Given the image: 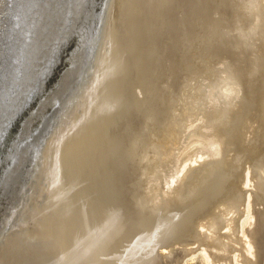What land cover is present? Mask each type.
<instances>
[{"label":"bare ground","instance_id":"6f19581e","mask_svg":"<svg viewBox=\"0 0 264 264\" xmlns=\"http://www.w3.org/2000/svg\"><path fill=\"white\" fill-rule=\"evenodd\" d=\"M157 1L0 0V223L2 222L3 216H5V212L15 208V204L21 199L22 194L26 193V191L31 192L32 188L35 189L33 191V194H37H35L37 197L35 195L30 196L32 198L29 199L27 205L25 206V211L22 212L16 219H14V225L21 226L22 228H20L19 230L16 229V231L14 230L12 233H10V235L6 234L4 237H2L0 241V264H108L109 262L113 264V262L118 259L117 257H115L116 253H113L112 250H114L113 248H115L116 243H120V241L122 242V240L118 238H122V235H119V233L118 236L116 233H114V236H118L115 238H118L120 240L116 243H114L115 241L112 242L115 246H112L113 248L110 249L111 243L106 241V235L107 233H110V229H108L107 233L106 230L110 226L107 225V227H105L106 225L103 226L101 224L102 222H100V219L104 220L103 218L106 217V214H103L104 217L99 216V212L101 211V213H103L102 210L105 209L104 207H102V210H100V205L103 203L102 205L106 206L109 205V202H111L108 200L110 194H108L107 191L109 182H113V180L109 177L110 173L108 172V165L111 169L113 168L114 162L112 160L114 151H112L110 147L108 132L112 126L116 125V123L118 124V119L122 117L126 119L125 115L129 111V109L132 108V106L129 104H131V102L134 104L133 101L134 99H136L135 92L128 91V88L130 86H126V78H129L128 74L126 77V72L131 68H137L138 65L142 67L141 68L139 66V71L143 69V67H145V70L148 69V66L151 65L149 60L150 55L153 56L154 54V56L157 57L156 54L160 53V49H158L159 47H157V45L155 46V38H153V35H155L154 33L157 32L158 23L160 21V12H158L159 10L156 9V4L158 3ZM211 1H215L214 6L217 5V7H219L218 5L222 3L220 2V0ZM251 1V3L249 2L250 5L244 2L245 4H247L245 9H247L248 6V9H252L255 7V5L253 4L255 3V0ZM155 2L157 3L155 4ZM167 2L168 3L166 4H171L170 6H177L176 8L179 7L178 9H183L187 15L195 14V17L196 15L199 17H203L204 12L209 8L207 7L209 3L204 4L207 3V0H200L199 2H197L196 0H167ZM161 3L162 2H160V4ZM163 6H165V4ZM170 6L168 7L169 11ZM165 8L166 7H162L163 11ZM213 10L215 11L216 9ZM180 11L178 10L177 14ZM262 11L264 12V10ZM248 15L251 14L248 13ZM259 15H262V13ZM251 16H253V14ZM257 16H254L253 19H257ZM168 18H170V22L168 23L169 32L171 34V39L173 40L176 38L175 35L177 34V29L179 28H177L175 25V17H173V15H170ZM168 18H166L167 20L165 18L163 19L168 21ZM178 19L180 20L181 17ZM246 19L245 21L248 22V20ZM175 20L177 19L175 18ZM262 20L263 27L258 23L259 20L255 22L251 21L253 23L249 22L247 31L244 34V36L246 37V41H248V38H251V34L256 30V28H263V31L261 29L260 30L261 32H264V19L262 18ZM167 26H165L166 29H168ZM199 26L202 27L203 25ZM181 28H183V25ZM174 33L176 34L174 35ZM167 34L168 32L166 33V35ZM202 34L204 33L202 32ZM261 35L264 36V33H261ZM203 36L205 38V35ZM198 37L193 39L194 41L196 40L195 45L197 51L200 48V50H202V47L204 46L203 39L201 40ZM255 37L257 38V36ZM185 40H188V38ZM185 40L183 42H185ZM193 40L189 42V45L194 44ZM242 40V36H239V39H237V41H239L238 44L241 48H243ZM261 40L262 39H260V41ZM174 42L175 41H173V43L171 44L168 43L170 44L169 48L166 49L168 50V53H165L164 55L171 54V56H169L172 57V67L175 71L180 70V73L178 71L177 72L181 75H179L180 79L178 77H176V80L172 78L174 81L171 82V85L168 87L169 89L166 91L167 96L162 98L164 100H162L158 107L159 109L153 115L154 119H156L155 125L152 129H150L147 139L145 138V144H142L143 150L146 153L150 152L152 156V163L150 164V169L152 170L150 171L152 172V174L151 176L149 175V180L146 179L147 181L145 182V191L151 198L160 189L159 185L165 179L167 186L164 188L161 194L165 199L164 201L166 203L170 202L171 207L174 208L178 207V205L180 204H184L185 206L182 209V214H187L189 210L194 209L203 201L202 196H204L205 193H213V196L211 194V198L215 197V195L216 197H218L217 194L219 193V191H221L219 189L222 186L224 187V185L226 188V185H228V181L224 180L223 177L225 176L223 175L228 168L230 170L229 166L232 165L231 171H229L230 176V172L234 174L238 173L240 167L239 165L242 166V164H240L242 161L247 162L245 164H248V162L252 163L254 165L253 168L255 169L258 164H263L264 142L262 141L264 140L262 139L264 138L262 132L264 130H260L262 135H259L262 137L258 138V132H255V128L253 127L254 130L253 128L249 129L251 127L248 128V125L246 124H250L248 115H251L252 112L250 114L249 112L252 110L254 116L258 120H261L259 119L260 116L261 118H264L262 117V114L264 112L260 111H264V87L262 85L264 83V79L259 78L263 80L262 82L259 81L261 83H259L258 81L254 83L256 79L254 81L252 80V82H249L248 90L246 89L247 91H249V95L247 94L245 97V93L243 94V92L247 91H242L243 86L241 89L238 86L239 84L237 85V83L242 80L241 74H239L241 76V80L237 83H234L235 80L237 81V79H234V74H232L234 77L230 78L231 74H227V72L226 76L228 78H225V75H221V78H218L219 81L214 80V73L209 72L211 70L207 69V61L205 60L203 55L204 49L202 52H198V54L195 56V63H191L189 65V68H186L185 65L189 64L190 56H188L189 54L187 53L185 55L183 54V58L181 57L182 61H177L180 59L176 60V58L174 57L175 51L177 49L174 45ZM260 43L256 49V51L258 52V55H256V57L259 61L255 57L254 58L258 63L261 61V65L263 67L262 70L264 72V41H261ZM178 46L180 47V45ZM187 47H185L184 49H186ZM189 47L191 48L192 46ZM181 49L184 50L183 48H180V50ZM239 51L241 53L244 50ZM177 53L179 54L180 52L178 51ZM216 53H218V51ZM161 55L163 56V53ZM161 55L159 54V57ZM217 56L215 58H218ZM159 57L158 60H161L159 59ZM156 59L155 61H158ZM216 60L217 59H215V61ZM254 63L256 62H253V64ZM251 66H249V69L251 68ZM254 66L255 65L252 66V69L254 68ZM259 68L261 69L260 66ZM173 69L169 71H173ZM256 69L257 67L254 68V71H256ZM187 70H189V72ZM245 70H247L246 66L244 72ZM251 70H249V73H252L250 72ZM141 71L143 72V70ZM257 72L253 73L256 74ZM189 73H191V75L193 74V76H191ZM229 73L235 72L229 71ZM259 73H261V70ZM143 74L144 73H142V75ZM148 75H150V73ZM151 75L153 76L154 74ZM245 75H248V73ZM222 76L225 77L222 78ZM156 77L154 76V78ZM211 77H213L214 81L211 79ZM255 77L257 76L255 75ZM132 79L133 78H131V80ZM243 79L245 80V78ZM167 81L169 80L167 79ZM134 83H136V81H134ZM156 83L158 82L156 81ZM151 86L153 91L154 89H158L161 87L160 85L158 88H153V85ZM126 87L128 88L125 90ZM138 87L139 85L135 86V88ZM162 88L163 87H161V89ZM164 88L167 87L164 86ZM129 89L131 90V88ZM162 92L163 91L160 92L161 95L163 94ZM85 102L86 106H83ZM128 105L131 107H128ZM210 112L216 118L218 115V118L220 117L221 120L225 119L226 121L224 125H222V123L219 124L213 121L215 124L213 127H211V125L213 124H209V120L213 116L210 115ZM64 113L65 119L62 121V124L56 127V129L51 133L49 139L46 141L47 136L54 128L57 120ZM208 115L212 117H209ZM205 119H209L208 124L211 128L209 130L203 128L205 129V131H202L200 126L204 125V123L202 124V122ZM212 120L214 119L212 118ZM250 120H253L251 116ZM258 120H254V122L252 121L253 123L257 124V127L259 126L260 122H258ZM204 122L206 123L207 121L205 120ZM252 124L250 125H255ZM205 125H207V123ZM198 128L200 129V132ZM261 128H263V126ZM193 130L196 131V134L194 136H191L189 133ZM256 130H258V128H256ZM190 137H192L193 139H190ZM260 142H262L263 144ZM261 144L263 145V147ZM227 147L230 150L233 148L237 151V157L234 158L235 160L233 159V162L232 159H229V162L227 161V155V160L224 159L225 157L223 155V150ZM41 158L43 159L39 161V159ZM262 164H260V166ZM247 166H245V168ZM260 166H258V168H260ZM261 167L262 169H258L262 170L261 172L254 169V172H256V174L261 177L259 178L257 176L260 179L259 180L257 178L259 181H261L263 179L262 177L264 176V164ZM253 168H250V171H253ZM53 169V179L51 180L50 178L48 182L42 184L39 178L40 175L48 170L53 171ZM119 169L121 171L122 166ZM241 173L239 172L240 175ZM131 174L133 176L134 172H132ZM245 174L246 173H243L242 175ZM256 174L255 176H253L254 173L252 174V176L254 177V181L257 180L255 179ZM136 175L137 173H135V176ZM227 176L228 174L226 175V178L229 179V177ZM232 176L235 175L232 174ZM249 176H251L250 173L247 179L251 178ZM32 178H34L35 180L31 184H29ZM126 178L124 180H127ZM129 178L131 179V177ZM122 179L117 178L118 182L115 183H121ZM247 179L243 181V186L246 187L250 184V187L253 184V181L250 182L249 179ZM124 180L123 183H121L123 184V188L125 186L124 184L129 183L128 180L127 183ZM96 182L98 183L97 185H99L98 187L101 188L97 189ZM258 182L255 181L254 186ZM228 183H230V181ZM240 183L238 182V185ZM116 184L114 185V187L117 186ZM259 184L262 183L260 182ZM236 185L237 184L235 183V186ZM120 186L121 185H119V187ZM229 186L232 187L230 184ZM114 187L113 189L116 190L117 188L118 190V186L115 188ZM233 188L234 187H232V189ZM227 191L231 192V190L229 191V189ZM227 191L225 189L226 193ZM118 192L120 191L118 190ZM125 193L126 192H124V194ZM224 193H222V195H224ZM122 194L123 193L117 195L118 198ZM231 194L235 195L236 193ZM117 196L116 200L118 199ZM127 196H129V193ZM227 196L225 198H227V201H229ZM245 196L246 195H244L243 197ZM223 197L224 196H222V198ZM33 198H35V200L37 199V201H34ZM110 198L112 199V197ZM127 198L125 199L127 200ZM182 198L185 200L183 202H180L181 200H183ZM38 200L40 201V204H37ZM123 200V198L122 200H120L121 205L127 206L129 201H127L126 204ZM218 200L219 197L216 201ZM130 201H132V199ZM222 202L226 201H224L223 199ZM203 203L205 204V202ZM111 206L113 207V205ZM118 206L115 205V207ZM216 206H214L215 209ZM96 211H99V214H97ZM115 211H118L117 208ZM122 212L123 211H121V213ZM160 215H146L145 217L148 219L147 221L149 222L147 223L149 224H151L156 219L158 222L159 220L164 222L165 225H160L162 222H159L160 224H158L160 225V227L162 226L163 231L165 232L164 234L166 236L177 233L176 226L180 223L183 228L188 226L185 221L186 217L183 215H180L178 217H170L167 214ZM22 216L24 217L22 218ZM256 217L261 218L260 215ZM135 218L136 217H134V219ZM128 219L129 218H127L126 220L130 222ZM134 219L130 217V220H133L135 222ZM110 220L105 224H110L112 221ZM138 222H140V220ZM234 222L232 220V223ZM21 223L23 225H20ZM115 223L116 222H114L113 224ZM118 223L119 222H117L116 224L118 225ZM232 223L230 224L232 225ZM257 223L255 224L256 226ZM262 223L263 222L260 223L259 221V225ZM113 224L110 225L113 226ZM122 224L121 226L122 228H124ZM158 224L156 225L158 226ZM235 224L237 225V222ZM117 225H114L115 228L119 226ZM199 225H201L200 222ZM125 226L130 228L132 224L130 227L127 224ZM240 228L242 227L240 226ZM253 228H255V226L252 227V229ZM125 229L127 228L125 227ZM114 230L113 231L117 233L119 231H117V228ZM215 230V228L214 230L212 228L211 231L215 232ZM139 231L140 230H138L137 233H139ZM126 232L128 231L125 230V233ZM158 232H160L159 234H161V231ZM214 232H211V234ZM111 234L112 232L108 236H110L109 239L111 240L112 238L111 241H113V237H111ZM130 234L129 239H131ZM214 234H212L211 236H214ZM251 234L255 235L256 232H251ZM135 235H137L136 231ZM154 235L157 234L154 233ZM154 235L152 237L155 239L156 237ZM173 235L170 236L172 237V240L173 238H175L173 237ZM215 235L218 236V234ZM217 236H215L214 238L216 239ZM125 237L127 236L125 235ZM146 237L138 240L139 243L140 241H144V244L145 241H147L145 240ZM194 237L196 238V236ZM233 237H231V239L234 240ZM178 238L179 237H177V239ZM191 238L193 239L192 236ZM204 238L207 239L208 237ZM209 238L212 239V241L214 239L212 237ZM219 238H221V236ZM254 238L255 236H253V241ZM109 239L108 241H110ZM162 239H165L164 241H168V239H166L165 237ZM225 239H228L227 234ZM126 240L127 239H125V241ZM164 241H162L163 248L165 247ZM196 241L197 240H195V242ZM199 241L201 242V239ZM208 241L207 244H209ZM212 241L210 240L209 242L212 243ZM237 241L239 242L238 237ZM250 241L252 242V239ZM128 242H132V240H129ZM128 242L124 243L127 244ZM147 242L146 244H148ZM151 242L149 241V243ZM155 242L153 241L152 244H154ZM211 243L209 244L210 246L208 245L209 247H212ZM216 243L219 244V242ZM228 243H226V245ZM120 244H118V246ZM125 244L122 245L125 246ZM165 244L167 246V243ZM229 244L231 245V243ZM226 245H223L222 247L216 246L213 249L222 250L223 252L226 251L229 246ZM239 245L243 246L242 243H239ZM239 245L237 248H239ZM135 246L138 252V250L140 249L138 248L137 243H135ZM168 246L170 247L169 241ZM249 246V244H246L243 247L248 251V249L251 247ZM118 248H122L121 245ZM143 248H145V246ZM117 249H115L116 252L118 251ZM136 249L131 250V253H136ZM120 251L121 250L119 249V252ZM124 252L125 251L122 249V253H120V255L122 254V256L117 254V256H120V260H122L121 258H125L123 257L126 256V254H123ZM184 253L186 254V252ZM184 253L180 254L176 253L175 251L173 257H170L171 264H181ZM224 253L223 255H225ZM228 255H225L226 258H224V256L215 258V262H217L216 264H230L232 262V257L231 259H228ZM149 256H147V258ZM149 259L150 258L146 260ZM152 260L154 261V259L151 257L150 261L152 262ZM164 261H168V259ZM117 262L120 261L118 260ZM142 262L146 264L145 261ZM235 262H237L236 259ZM244 262L246 263L247 261L243 260L242 263L244 264ZM139 263L142 264L141 261H139ZM158 263L162 264V261L160 260V262ZM147 264L152 263L149 262ZM249 264L253 263L249 261Z\"/></svg>","mask_w":264,"mask_h":264},{"label":"rangeland","instance_id":"374dc122","mask_svg":"<svg viewBox=\"0 0 264 264\" xmlns=\"http://www.w3.org/2000/svg\"><path fill=\"white\" fill-rule=\"evenodd\" d=\"M155 1H157V0H155ZM197 2H199L200 0H196ZM211 2V4H210V2ZM248 1V0H247ZM247 1H245V0H220V2H222L221 4H219L218 6L219 7H217V5H215L214 6V4H215V1H211V0H207V3H204V4H208L207 5V7H209L208 8V10H206L205 12H204V15H203V17H199V16H197L196 15V17H195V14H186L185 13V11L183 10V9H178V8H176L177 6H170L171 4H166V3H168L167 2V0H165V3H164V0H158L157 2L159 3V6H158V3L157 2H155V4H156V9L157 10H159L158 12H160V16H159V23H158V29H157V32L156 33H154L155 35H153V38H155V46L157 45V47H159L158 49H160V55L163 53V56H162V58H161V56L159 57V54H156L157 55V57L156 56H154V54H153V56L152 55H150V64L151 65H149L148 66V69H146L145 70V67H143V69H141V70H143V72L140 70L139 71V68L141 67L140 65H138V67L137 68H131L130 70H128L129 71V73H128V71L126 72V77H127V74H128V76H129V78L127 79L126 78V83H127V85L126 86H130L129 88H131V90L128 88V87H126L125 88V90L128 88V91H130V92H135V95H136V99H134V104L131 102V104H129V105H131L132 106V108L131 109H129V111H128V109H127V116L125 115V118L126 119H124L123 117L122 118H120V119H118V121L120 122H118V124L116 123V125H114V126H112L111 128H110V130H109V141H110V147H111V149H112V151H114V156H113V162H114V164H113V168L111 169L110 167H109V165H108V172L110 173L109 174V177L113 180V182H109V184H108V194H110L109 195V201H111V202H109V205H106V203H105V205L107 206H103L102 204L100 205V210H102V207H104L103 209L104 210H102V212L103 213H101V211L99 212V211H96V213L97 214H99L100 213V215L99 216H102V217H104L103 216V214L106 216L105 218H103L104 220H101L100 218V222H102L101 224L104 226V225H106L105 227H107V225L108 226H110L109 228H107V230H106V233L108 232V229H110V233L112 232V234H111V237H113V241H111L112 240V238H111V240L109 239L110 238V236H108L109 234L107 233V237H106V241L107 242H109V243H111V248L110 249H112L113 247L112 246H115V248H113L114 250L115 249H117L118 247H120V245H121V247L122 248H118L117 250V252H119V249L121 250L119 253H117L116 252V250L114 251V250H112V252L113 253H116V255H115V257H117L118 259L116 260V261H114L113 262V264L114 263H116V264H122L123 262V264H132V263H134V264H140L139 263V261H141V263L142 264H145L144 262H142V261H145L146 262V264L147 263H152V264H155V261H156V264H159L158 262H160V260L162 261V264H171V259H170V257L172 258L173 257V254L175 253V251H176V253H184V252H186V254L184 253V256L182 257V263L181 264H216L217 262H215V258H217V257H223L224 256V258H226L225 257V255H228V252H229V255H228V259H231V257H232V259H231V263L230 264H243L242 262H243V260L244 261H247L246 263L244 262V264H249V261L251 262V263H255V264H264V249H262V248H264V176L262 177L263 179L261 180V181H259L260 179L259 178H261V177H259L257 174H256V172H254V169L255 168H253L254 167V165L252 164V163H250V162H248V164H245V163H247V162H245V161H242L240 164H242V166L241 165H239L240 167H242V168H240L239 167V171H238V173H236V174H234V173H231L230 172V176H229V171H231V166H229L230 167V170H229V168L227 169V171H225L224 172V175L223 176H225V177H223L224 178V180H226V181H230V183H228L227 182V184L228 185H226V188H225V185H224V187L222 186L219 190H221V191H219V193L217 194L218 195V197H219V203H218V201H216L217 199H218V197H216V195H215V197H213V198H211L212 196H213V193H210V192H207V193H205L204 194V196H205V198H204V196H202V198H200V199H202L203 201L200 203V204H198L194 209H192V210H189L188 211V213L186 214H182V209H183V207L185 206L184 204H180V205H178V207H176V208H174V207H171V204H170V202L168 203H166L164 200V197L161 195L162 194V191L164 190V188L167 186V184H166V180L164 179L163 180V182L159 185L160 186V189L155 193V195L154 196H152L151 198L147 195V193H146V189H145V185H146V179H148L149 180V175L151 176V174H152V170L150 169L151 167H150V164L152 163V156H151V154H150V152H148V153H146L144 150H143V145L142 144H145V138L147 139V136H148V133H149V131H150V129H152L153 128V126L155 125V120L156 119H154V114L157 112V110L159 109L158 107H159V105H160V103L162 102V100H164V99H162V98H164V97H166L167 96V93H166V91L169 89L168 87L171 85V82H173L174 80L173 79H175L176 80V77H178L179 79H180V76L179 75H181V74H179L180 72V70L178 71V70H174L173 69V67H172V57H170L171 56V54H166V55H164L165 53H168V50H166V49H168L169 48V46H170V44L171 43H173V41H175L174 42V45L176 46V51H175V58H176V60L177 59H180V60H177V61H182V58H183V56L187 53V54H189L188 56H190L189 57V64L187 65H185V67L187 68H189V65L192 63H195V61H196V55L198 54V52H202L203 51V49H204V52H203V55H204V58H205V60L207 61V69L208 70H211V71H209V72H213L214 73V80H218L219 81V79L221 78V75H225L226 76V72H227V74H231L230 76V78H232V77H234V79H237V81L235 80L234 81V83H237V82H239L241 79V76H242V83L244 84H242L241 83V81L239 82V83H237V85L242 89V86H243V89H242V91H247L248 90V85H249V82H252V80L254 81L255 79V81H254V83L256 82V81H263V80H261V79H259V78H262V79H264L263 77H264V72H263V70H262V65H261V61L258 63L257 61H256V59L258 60V58L256 57V55H258L257 53V51H256V49H257V47H258V45H259V43L262 41H264V36L263 35H261V33L263 34L264 32H261V30L263 31V28L261 29L260 27H258V28H256V30L254 31V32H252V34H251V38H248V41H246V37L244 36V34H245V32L247 31V28H248V26H249V22H251V21H253V22H255V21H258V23L260 24V26H262V18L264 19V12L262 11V10H264V0H255V3H253L254 5H255V7L254 8H249L248 9V7H247V9H245L246 8V5L247 4H249L250 5V3L252 2L251 0H249L248 2ZM260 1V2H259ZM160 2H162L161 4H160ZM204 2V1H203ZM214 2V3H213ZM247 3V4H245V3ZM250 2V3H249ZM254 2V1H253ZM165 4V6H163L164 4ZM261 3V4H260ZM170 6V11H169V7ZM220 6H222V7H220ZM161 7V8H160ZM162 7L164 8V7H166L165 9H164V11H163V9H162ZM215 7V8H214ZM172 8V9H171ZM216 9L215 11L213 10V9ZM220 8V9H219ZM207 9V8H206ZM168 10V11H167ZM180 11V12H178V14H177V11ZM176 11V12H175ZM163 12V13H162ZM170 12H172V13H170ZM250 12H252V13H250ZM161 13H162V15H161ZM166 13H168V14H166ZM179 13H181V14H179ZM183 13V14H182ZM206 13H207V15H206ZM248 13L249 14H253V16H251V15H248ZM262 13V15H259V14H261ZM173 15V17H175L177 20H175V18H174V22H175V25H176V27L177 28H179V29H177V34L176 33H174V35L176 36V38L175 39H171V34H170V32H169V22H170V18H168L170 15ZM167 17H166V16ZM179 15H180V17H181V19L179 20L178 18H180L179 17ZM187 15V16H186ZM190 15H194V16H190ZM257 15H259V16H257ZM177 16V17H176ZM205 16V17H204ZM250 16V17H249ZM254 16H257L256 18L257 19H253L254 18ZM185 19H184V18ZM163 18H168V21H166L165 19H163ZM203 18V19H202ZM246 18H248V19H246ZM261 18V19H260ZM189 19V20H188ZM205 19V20H204ZM245 19L246 20H248V22L247 21H245ZM252 19V20H251ZM167 22H165V21ZM187 20V21H186ZM204 20V21H203ZM178 21V22H177ZM178 24H177V23ZM180 22H182V23H180ZM190 24H189V23ZM253 22H251V23H253ZM166 23V24H165ZM205 23V24H204ZM217 24V25H215V24ZM167 24H168V26H167ZM189 26H188V25ZM214 24V25H213ZM164 25V26H163ZM181 25V26H180ZM182 25H183V28H181L182 27ZM199 25H203L202 27H200ZM264 25V24H263ZM161 26V27H160ZM163 26V27H162ZM165 26H167V28L168 29H166V27ZM165 27V28H164ZM185 27V28H184ZM263 27V26H262ZM160 28V29H159ZM163 28V29H162ZM199 28V29H198ZM203 28V29H202ZM261 29V30H260ZM159 30V31H158ZM183 30V31H182ZM189 30V31H188ZM199 30H201L204 34H202V32L201 31H198ZM259 30V31H258ZM181 31H182V33H181ZM185 31V32H184ZM197 31V32H196ZM206 31V32H205ZM161 34H160V33ZM168 32V34L166 35V33ZM179 32V33H178ZM259 34H258V33ZM261 32V33H260ZM159 33V34H158ZM187 33V34H186ZM186 34V35H185ZM208 34V35H207ZM169 35V36H168ZM187 35H188V37H187ZM191 35V36H190ZM203 35H205V38H204V36ZM168 36V37H167ZM199 36V37H198ZM239 36L241 37H243V40H242V46H243V48H241L240 46H239V41H237V39H239ZM255 36H257V38L255 37ZM258 36H259V38L260 39H262L261 41H260V39L258 38ZM263 36V37H262ZM186 37V38H185ZM196 37H198V38H200L201 40L203 39V44H204V48L202 47V50H196V45H195V41L193 40L194 38H196ZM262 37V38H261ZM161 38V39H160ZM185 39H187L188 38V40H185V42H183ZM191 39V40H190ZM255 39H257V40H255ZM259 39V40H258ZM165 40V41H164ZM172 41V42H170V41ZM180 40H181V43H180ZM193 40V43L194 44H192V42H191V44L192 45H189V42L190 41H192ZM178 42V43H177ZM168 43H170V44H168ZM177 43V44H176ZM180 43V44H179ZM185 43V44H184ZM160 44V45H159ZM168 44V45H167ZM183 44V45H182ZM188 44V45H187ZM261 44V43H260ZM178 45H180V47L178 46ZM181 45H182V47H181ZM185 45V46H184ZM163 46V47H162ZM184 46V47H183ZM188 46V47H187ZM189 46H192L191 48L189 47ZM240 48H239V47ZM185 47H187L186 49H184ZM165 48V49H164ZM179 48V49H178ZM180 48H183L184 50H180ZM189 48V49H188ZM163 49V50H162ZM191 49V50H190ZM180 52L179 54L177 53L178 51ZM186 50V51H185ZM188 50V51H187ZM189 50H190V53H189ZM239 50H244L243 52L245 53H243V52H241L240 53V51ZM163 51V52H162ZM167 51V52H166ZM184 52V53H182V52ZM218 51V53H216ZM196 52V53H195ZM211 52H213V53H211ZM181 53H182V56H181ZM195 53V54H194ZM244 55H243V54ZM247 53H248V56H247ZM184 54V55H183ZM243 56H242V55ZM170 55V56H169ZM218 57V58H215L216 56ZM255 55V56H254ZM167 56H169V57H167ZM242 58H241V57ZM158 57H159V59H161V60H158ZM182 57V58H181ZM256 59H255V58ZM153 58V59H152ZM157 58V59H156ZM155 59L156 60H158V61H155ZM167 59V60H166ZM215 59H219L218 61H220V62H218L217 60L215 61ZM169 60V61H168ZM171 60V61H170ZM259 61V60H258ZM253 62H256V63H254L253 64ZM154 63V64H153ZM171 64V65H170ZM259 64V65H258ZM153 65H154V67H153ZM253 65H255L256 67H257V69H256V71H254V68H256L255 66H254V68L252 69V66ZM140 66V67H139ZM172 68H171V67ZM245 66H246V68H247V70L249 69V66H251V68L249 69V70H251L250 72H252V73H249V70L247 71V70H245V72H244V69H245ZM248 66V67H247ZM259 66L261 67V69L259 68ZM241 67H243V68H241ZM142 68V67H141ZM151 68V69H150ZM168 68H171V69H168ZM134 69V70H133ZM136 69V70H135ZM137 69H138V72H141V73H138L137 72ZM150 69V70H149ZM154 69V70H153ZM173 69V71H169V70H172ZM238 69H241V70H238ZM261 70V73H259L260 72V70ZM153 70V71H152ZM233 70V71H232ZM239 71V72H237V71ZM243 70V71H242ZM257 70H258V72H257ZM169 71V72H168ZM179 73H178V72ZM188 72H189V70H187ZM229 71L230 72H235V73H229ZM241 71V72H240ZM153 72V73H152ZM173 72V73H172ZM238 74H237V73ZM244 72V73H243ZM248 73V75H245V74H247ZM255 72H257L256 74H254ZM263 72V73H262ZM142 73H144L143 75H142ZM150 73V75H148V74ZM170 73H171V75H170ZM130 74V75H129ZM151 74H154L153 76L151 75ZM161 74H162V76H161ZM167 74V75H166ZM174 74V75H173ZM190 75H191V73H189ZM232 74H234V76L232 75ZM236 74V75H235ZM239 74H241V76L239 75ZM254 74V75H253ZM262 74L263 75V77H262V75H261V77H260V75ZM142 75V76H141ZM160 75V76H159ZM164 75H165V77L167 76V77H169V78H167L169 81H167V79L164 77ZM175 75H178V76H175ZM189 75V76H190ZM238 75H239V77H238ZM255 75L257 76V77H255ZM130 76H131V78H133L132 80H131V78H130ZM134 76H135V78H134ZM146 76V77H145ZM152 78H151V77ZM154 76L157 78H154ZM174 76V77H173ZM191 76H193V74L191 75ZM225 76H222V78H224ZM229 76V75H228ZM238 78H237V77ZM248 76H250V77H248ZM259 76V77H258ZM151 79H150V78ZM158 77H159V79H161V80H159L158 79ZM162 77V78H161ZM170 77H171V79H170ZM213 77H211V79L213 80ZM249 79H248V78ZM173 78V79H172ZM177 78V79H178ZM219 78V79H218ZM225 78H228L227 76L225 77ZM243 78H245V80L243 79ZM134 79H136V80H134ZM152 79H153V81H152ZM248 79V80H247ZM127 80H129V81H127ZM136 81V83H134V81ZM151 80V81H150ZM155 80V81H154ZM213 80V81H214ZM233 80V79H232ZM251 80V81H250ZM131 81H133V82H131ZM156 81L158 82V83H156ZM248 81V82H247ZM130 82V83H129ZM233 82V81H232ZM247 83V85H246V83ZM261 82H259V83H261ZM132 83H133V85H132ZM251 84V83H250ZM253 84V83H252ZM139 85V87L138 88H135V86H138ZM143 85V86H142ZM151 85H153V88L155 87V88H158L159 87V85L161 86V87H163L162 89H164V90H162L161 89V87L160 88H158V89H154V91H153V89H152V86ZM156 85V86H155ZM245 85H246V87H245ZM263 85V87H264V83L262 84ZM151 86V87H150ZM164 86L165 87H167V88H164ZM134 88V89H133ZM204 88H207V87H204ZM152 89V90H151ZM247 89V90H246ZM152 92H151V91ZM157 92H156V91ZM161 91H163L162 93V95L160 94V92ZM159 92V93H158ZM165 92V93H164ZM249 91H247V92H243V94H244V96L246 97V95L248 94L249 95V93H248ZM154 93V94H153ZM157 93V94H156ZM165 94V95H164ZM157 95V96H156ZM160 95V96H159ZM164 95V96H163ZM156 97H158V98H156ZM161 97V98H160ZM132 99V98H131ZM249 99V98H248ZM157 100H158V102H157ZM131 101V100H130ZM248 101V100H247ZM130 103V102H129ZM133 104V105H132ZM128 105V107H131V106H129ZM261 108H262V106H261ZM263 109H264V106H263ZM130 110H131V112H130ZM174 111V110H173ZM260 111H262V112H264L263 110H260ZM252 112V113H251ZM211 113V112H210ZM209 113V114H210ZM212 113H213V111H212ZM210 114V115H212V116H209V117H212L214 120H212V118L209 120V119H205L207 122V125H205L206 123L203 121L202 122V124L204 123V127L203 126H200V128H201V130L203 131H205V129H203V128H206V130H209L211 127H213L214 126V124L215 123H219V124H221L222 123V125H224V123H225V119H222L221 120V118L219 117L218 118V115H217V118L216 117H214V115L213 114ZM215 113V112H214ZM251 113V115H248L249 117H248V119H249V122H250V124H252L253 122H254V120L256 121V120H258L255 116H254V113H253V110L252 111H250L249 112V114ZM129 114V115H128ZM252 114H253V116H252ZM263 116L262 117H264V113L262 114ZM64 116H65V113L57 120V123L54 125V128L51 130V132L49 133V135L47 136V138H46V141L49 139V137H50V135H51V133L56 129V127L57 126H59L60 124H62V121L65 119L64 118ZM250 116H251V118L253 119V120H250ZM124 121H123V120ZM259 119H261V120H258V122L260 121H262L261 123L259 122V126L257 127V124L256 123H253L252 125H254V126H251L250 124H246V125H248V128L249 127H251V128H249V129H252L253 127L255 128V132H258V134H257V136H258V138L259 137H262V136H260L259 134H261V132H260V130L262 129V130H264L263 128H264V118H261V116H260V118ZM208 120L210 121V123L208 122ZM211 120H212V122H211ZM215 123H214V122ZM217 121V122H216ZM248 121V120H247ZM247 121H246V123H247ZM253 121V122H252ZM248 122V123H249ZM257 122V123H258ZM213 124V125H211V127H210V125L209 124ZM195 124V123H194ZM63 125H65V124H63ZM256 126V127H255ZM263 126V128H261ZM254 128H253V130H254ZM256 128H258V130H256ZM199 129V128H198ZM261 130V131H262ZM199 132H200V129H199ZM260 132V133H259ZM263 133V138H264V131L262 132ZM63 134V133H62ZM191 136H194L195 134H196V131H191L190 133H189ZM262 135V134H261ZM189 137V136H188ZM190 139H193L192 137H190ZM262 140H264V139H262ZM262 140H260V141H262ZM262 142H264V141H262ZM262 142H260V143H262ZM263 144V143H262ZM261 144V145H262ZM264 145V144H263ZM263 145H262V147H263ZM261 147V148H262ZM228 148V147H227ZM224 149L223 150V155H224V159L225 160H227L228 162H229V159H232V162L235 160L234 158L235 157H237V151L235 150V149ZM264 148V147H263ZM235 150V151H234ZM262 150V149H261ZM230 151V152H229ZM233 151H234V154H233ZM227 152H229V153H227ZM231 152H232V154H231ZM236 153V154H235ZM231 154V155H230ZM226 155H227V159H226ZM233 157V158H232ZM43 158H41V159H39V161L40 160H42ZM234 159V160H233ZM112 162V163H113ZM230 163H231V160H230ZM245 164V165H244ZM260 164H262V163H260ZM260 164H258V166H260ZM263 164H264V162H263ZM262 164V165H263ZM248 165V166H247ZM261 165V166H262ZM121 166H122V169H121V171H120V169L119 168H121ZM245 166H247L246 168H247V170H246V168H245ZM258 166H256V169L255 170H258V169H262V167L260 166V168H258ZM245 169H244V168ZM253 168V171L251 170L250 171V168ZM118 169H119V171H118ZM151 170V171H150ZM243 170V171H242ZM246 170V171H245ZM123 171V172H122ZM157 171V170H156ZM258 171H262V170H258ZM119 172H121V173H119ZM132 172H134V174H133V176H132ZM239 172L241 173V175L239 174ZM135 173H137V175L135 176ZM243 173H246L245 175H242ZM249 173L251 174V176H249V177H251L250 179H249V181L251 182V181H253L251 184V186L249 187V185H247L246 187L245 186H243V181L245 180V179H247V177H248V175H249ZM254 173V175L253 176H255V174H256V177H255V179H257L258 177V181L257 180H255L256 182H258L255 186H254V177L252 176V174ZM228 174V176L227 177H229V179L228 178H226V175ZM232 174L233 175H235V176H232ZM134 176H135V178L137 179H135L134 178ZM242 177V179H241V177ZM245 176V177H244ZM258 176V177H257ZM127 177V178H126ZM129 177H131V179L129 178ZM238 177V178H237ZM116 178V179H115ZM117 178L118 179H122L121 180V183H123V180L126 178L127 180H128V182L129 183H127V180H124L127 184H124L125 186H124V188L122 187V185L123 184H121L120 182L118 183V184H116L117 182H118V180H117ZM133 178H134V180H133ZM230 178H231V180H230ZM233 178V179H232ZM244 178V179H243ZM33 179V178H32ZM236 180V182H235V180ZM239 179V180H238ZM240 179H241V183H240ZM247 179V180H248ZM35 180V179H34ZM115 180V181H114ZM117 180V181H116ZM233 180H234V182H233ZM120 181V180H119ZM135 183H134V182ZM232 181V182H231ZM240 183L239 185H238V182ZM248 181V182H249ZM98 182V181H97ZM96 182V185L98 184ZM116 182V183H115ZM133 182V183H132ZM137 182V183H136ZM262 183V184H259V183ZM118 186V190L120 191V192H118V190H117V188H116V190L115 189H113V187H114V185L115 184ZM234 183V184H233ZM235 183L237 184L236 186H235ZM30 184V183H29ZM137 184V185H136ZM226 184V183H225ZM229 184L232 186V187H234L233 189H232V187H230L229 186ZM234 186H233V185ZM119 185H121L120 187H119ZM129 185V186H128ZM136 185V186H135ZM259 185H261V186H259ZM99 185H97V189L98 188H101V187H98ZM117 186H115V187H117ZM228 186V187H227ZM259 186V187H258ZM114 187V188H115ZM122 187V188H121ZM126 187H127V189H126ZM237 189H236V188ZM239 187H240V190H239ZM244 188V190H243V188ZM257 187H258V189H257ZM224 188V189H223ZM256 188V189H255ZM33 189V188H32ZM31 189V192L29 191V192H27L26 191V193H24V194H22V197H21V199L15 204V208L14 209H12V210H9V211H7V212H5V216H3V218H2V222L0 223V241H1V239H2V237H4L6 234H9L10 235V233H12L14 230L16 231V229L17 230H19L20 228H22V227H20V228H17L18 226H15L14 225V219H16L22 212H24L25 210H24V208H25V206L27 205V203H28V201H29V199H31L32 197H30V196H34L36 193H34L33 194V191L35 190V189H33L32 190ZM113 189V190H112ZM121 189V190H120ZM123 189V190H122ZM126 189V190H125ZM225 189H226V191L229 189V191L231 190V192H228L227 191V193L225 192ZM247 190V191H246ZM115 191V192H114ZM128 191V192H127ZM226 193H224V192ZM233 191V192H232ZM239 191V192H238ZM124 192H126L125 194H124ZM243 193V194H241V193ZM121 194V193H123L120 197H122L124 200V203H126L127 201H129L128 202V204H127V206H124V205H121V201L120 200H122V198H120V200H119V198H118V196L117 195H119V194ZM128 193H129V196H127L128 195ZM221 193V194H220ZM222 193H224V195H222ZM231 193H236L235 195L234 194H231ZM207 194V195H206ZM211 194H212V196H211ZM227 194H228V196H227ZM230 194V195H229ZM248 194H250V195H248ZM37 195V194H36ZM35 195V196H36ZM210 195V196H209ZM224 196L223 198H222V196ZM228 197V200L229 201H227V198H225L226 196ZM232 195V196H231ZM244 195H246L245 197H243ZM116 196H117V200H116ZM124 196V197H123ZM131 196H132V198H131ZM206 196H207V198H206ZM250 196V197H249ZM37 197V196H36ZM110 197H112V199L110 198ZM128 197V198H127ZM185 197V196H184ZM221 197V198H220ZM230 197V198H229ZM233 197V198H232ZM236 197V198H235ZM238 197V198H237ZM125 198H127V200L125 199ZM208 198H210V199H208ZM235 198V199H234ZM244 198V199H243ZM34 199V201H37V199L35 200V198H33ZM114 199V200H113ZM129 199V200H128ZM132 199V201H130ZM183 199V198H182ZM215 199V200H214ZM224 199V201H226V202H222V200ZM226 199V200H225ZM233 199V200H232ZM246 199H248V200H246ZM185 199H183V200H181L180 202H183ZM232 200V201H231ZM246 200V201H245ZM217 203H216V202ZM39 202V203H38ZM38 202H37V204H40V201L38 200ZM115 202H117V203H115ZM118 202H119V204H118ZM133 202V203H132ZM203 202H205V204L203 203ZM36 203V202H35ZM111 203H114V204H111ZM132 203V204H131ZM213 204H215V205H213ZM216 204H217V206H216ZM49 205V204H48ZM111 205H113V207L111 206ZM115 205H119L118 207H115ZM29 206V205H28ZM108 206H109V208L111 207L112 208V211H111V208L109 209L108 208ZM124 206V207H123ZM199 206V207H198ZM214 206H216V209H215V207ZM99 207V206H98ZM128 207V208H127ZM198 207V208H197ZM115 208V209H114ZM116 208H117V210L118 211H115L116 210ZM20 209H23V211H20L19 212V214L17 215L16 213H18V211L20 210ZM26 209V208H25ZM214 211H213V210ZM218 209V210H217ZM98 210H99V208H98ZM107 210V211H106ZM110 210V211H109ZM123 211L122 213H123V215H122V213H121V211ZM111 212V213H109V212ZM219 211V212H218ZM99 212V213H98ZM105 212V213H104ZM117 212V213H116ZM120 212V213H119ZM109 213V214H108ZM114 213V214H113ZM116 213V214H115ZM102 214V215H101ZM107 214H108V217H107ZM160 214H167V215H169L170 217L171 216H173V217H178V216H180V215H183V216H185L186 217V219H185V221H186V223H187V227H182L181 226V223L180 224H178L177 226H176V230H177V233H173V234H171V235H173V237H175V238H173V240H172V237H170L171 235H165L164 233V231H163V228H162V226L160 227V225H163L164 224V222H162L161 220H159V222L161 223H159L158 221H157V219L155 220V219H152V220H155V221H153L151 224H149V223H147V222H149V221H147L148 219L145 217L146 215H151V216H156V215H160ZM17 215V216H16ZM111 215V216H110ZM124 215H126V216H128V217H126V216H124ZM143 215V216H142ZM258 215H260L261 216V218L260 217H256V216H258ZM98 216V217H99ZM109 216H110V218H111V220H110V218H109ZM115 216V217H114ZM117 216V217H116ZM161 216V215H160ZM205 216H206V218H205ZM24 216H22V218H23ZM101 217V218H102ZM123 219H122V218ZM130 217L131 218H133L134 219V217H136L134 220H135V222L133 221V220H130ZM144 217V218H143ZM116 218V219H115ZM127 218H129L128 220L131 222H128L126 219ZM143 220H142V219ZM201 218H202V220H201ZM263 218V219H262ZM79 219H80V216H79ZM105 219H106V221H107V219H108V221L106 222L105 221ZM122 221H121V220ZM137 219H138V221L140 220V222H138L137 221ZM158 219H160V218H158ZM199 219V220H198ZM210 219V220H209ZM231 219V220H230ZM256 219V220H255ZM259 219V220H258ZM109 220L111 221V223L110 224H113L114 222H119L118 223V225L121 227V229H120V227L115 223V224H113V226L112 225H110V224H105V223H108L109 222ZM114 220V221H113ZM125 220V221H124ZM205 221V223H204V221ZM232 220H233V222L234 221H236L237 222V225L235 224L236 222H234V223H232ZM257 220H258V223H257ZM105 221V222H104ZM121 221V222H120ZM124 221V222H123ZM133 221V222H132ZM142 221V222H141ZM146 221V222H145ZM203 221V222H202ZM259 221H260V223L261 222H263L262 224H260L259 225ZM138 222V223H137ZM145 222V223H144ZM156 222V223H155ZM199 222L201 223V225H199ZM227 222H229V223H227ZM123 223V224H122ZM160 225H159V224ZM202 223H203V226H202ZM230 223H232V225L230 224ZM257 223V226H258V228H257V226L255 225ZM121 224L124 226V228H122V226H121ZM128 225L129 227L131 226V224H132V226L130 227V228H128L127 226H125V225ZM139 224V225H138ZM141 224V225H140ZM147 224V225H146ZM156 224H158V226L156 225ZM205 224V225H204ZM229 224V225H228ZM20 225H23L22 223L20 224ZM114 225H117L118 227H116L117 228V231L119 230V231H121V232H119L118 231V233L117 232H114V231H116V230H114V229H116L115 228V226ZM134 225V226H133ZM138 225V226H137ZM150 225V226H149ZM165 225V224H164ZM199 225V226H198ZM252 225H254L255 226V228H253L252 229V227H254V226H252ZM112 226V227H111ZM143 226V227H142ZM178 226H179V229H178ZM202 226V227H201ZM228 226H230V227H228ZM240 226L242 227V228H240ZM261 226V227H260ZM24 227V226H23ZM113 227H114V229H113ZM125 227L127 228V229H125ZM149 227V228H148ZM134 228V229H133ZM136 228H137V230H136ZM153 228H155V229H153ZM212 228H213V230H214V228L216 229L215 230V232L214 231H211L212 230ZM260 228V229H259ZM181 229H183V230H181ZM256 231H255V230ZM258 229V230H257ZM262 229V230H261ZM114 230V231H113ZM125 230H127L128 232H126L125 233ZM138 230H140L139 231V233H137L138 232ZM142 230V231H141ZM143 230H144V232H143ZM147 230V231H146ZM179 230H180V232H179ZM253 230V231H252ZM134 231V232H133ZM135 231H136V234L137 235H135ZM158 232V231H161V234H159L160 232H158V233H156V232ZM163 231V232H162ZM214 232L215 234H218V236L217 235H215L214 233H212V234H214V236H211L212 234H211V232ZM235 231H237V232H235ZM240 233H239V232ZM256 232V234L254 235V234H251V232L252 233H255ZM130 232H131V234H130ZM146 232V233H145ZM151 234H150V233ZM261 232H262V234H261ZM114 233H116L117 235L119 234V235H122V238L121 237H118L117 235H115L114 236ZM123 233V234H122ZM124 233H125V235L127 236V237H125V235H124ZM143 235H141V234ZM145 233V234H144ZM154 233L155 234H157V235H159V236H157V235H154ZM185 233V234H184ZM239 233V234H238ZM260 233V234H259ZM129 234H130V236H131V239H129L130 237H129ZM154 235L156 238L154 239L152 236H150V235ZM164 234V235H163ZM211 234V235H210ZM226 234H227V237H228V239H225L226 238ZM233 234H235V235H233ZM113 235V236H112ZM123 235H124V237H123ZM145 235V236H144ZM189 235V236H188ZM193 237V239L191 238V236ZM228 235H230L231 237H233V236H235V237H233L234 238V240L236 241V243H235V241L233 240V239H231V237L230 236H228ZM255 236V238H254V241H253V236ZM258 235H259V237H258ZM263 235V236H262ZM138 236V237H137ZM148 238H147V237ZM168 236H169V238H168ZM179 237L178 239H177V237ZM187 236V237H186ZM194 236H196V238L194 237ZM215 236H217L216 237V239L214 238ZM221 236V238H219ZM224 236V237H223ZM257 236V237H256ZM115 237H118V238H120L121 240H122V242L120 241V243H116V242H119V240L120 239H118V238H115ZM133 237V238H132ZM140 237V238H139ZM143 237H146L145 238V240H149L150 242H151V240H152V242L154 241L155 242V240L156 239H158V238H160V239H158V240H156V242L154 243V244H152V242L151 243H149V241L147 242V241H145V243L143 244V242L144 241H140V243H139V241L138 240H141ZM150 237V238H149ZM166 238V239H168V241H169V245H170V247L168 246V241L166 242V241H164L165 239H162V238ZM186 237V238H185ZM190 237V238H189ZM199 237V238H198ZM204 237H212V238H214L213 239V241H212V239H210L209 238V241L211 240L212 241V243L211 242H209L208 241V238L207 239H205ZM237 237H238V240H239V242L237 241ZM262 237V238H261ZM152 238V239H151ZM189 238V239H188ZM195 238V239H194ZM219 238V239H218ZM223 238V239H222ZM261 238V239H260ZM108 239L110 240V241H108ZM115 239V240H114ZM117 239V240H116ZM125 239H127L126 241H125ZM185 239H187V240H185ZM201 239V242L199 241V240ZM225 239V240H224ZM231 239V240H230ZM252 239V242L250 241ZM131 241L132 240V242H128V241ZM160 240H162V241H164L165 243H167V246H166V244L164 243V245H165V247L163 248V242L162 241H160ZM171 240H172V242H171ZM195 240H197L196 242H195ZM206 240V241H205ZM215 240V241H214ZM216 240H218V241H216ZM228 240V241H227ZM257 240H258V243H257ZM259 240H262V241H259ZM115 241V242H114ZM175 241V242H174ZM187 241V242H186ZM192 241V242H191ZM207 241H208V243L210 244L211 243V245H212V247H209L210 245L209 244H207ZM224 241V242H223ZM112 242H114V243H116L115 245H113V243ZM124 242H128L127 244H125ZM142 242V243H141ZM146 242L148 243V244H146ZM159 243V245L161 246H159L158 245V243ZM162 242V243H161ZM206 242V243H205ZM216 242H219V244L218 243H216ZM223 242V243H222ZM231 243V245L228 243L227 245H229L228 246V248H227V253H226V251H223L222 252V250H218V249H213L214 247H216V246H219V247H222L223 245H226V243ZM130 243V244H129ZM135 243H137V246H138V248L140 249V250H138V252H137V249H136V246H135ZM157 243V244H156ZM213 243H214V246H213ZM235 244V245H233V244ZM239 243L241 244H243V246H245L246 244H249L250 246V248L248 249V251H247V249L245 248L244 249V247L242 246V245H239ZM118 244H120L119 246H118ZM125 244V246H123V245ZM140 246H139V245ZM205 244H207V245H205ZM217 244V245H216ZM245 244V245H244ZM128 246V248H127V246ZM141 245H142V249H141ZM174 245V246H173ZM209 245V246H208ZM226 245V246H227ZM238 245H239V248H237L238 247ZM118 246V247H117ZM145 246V248H143ZM207 246V247H206ZM240 246H241V249H240ZM124 247V248H123ZM135 248L136 249V253H134V252H132L131 253V250H135V249H133V248ZM158 247V248H157ZM248 247V246H247ZM167 248V249H166ZM259 248V249H258ZM261 248V249H260ZM122 249L125 251L123 254H126V256H123V257H125L126 258V260H125V258L123 259V258H121L122 260H125V261H122V260H120V256H122V254L120 255V253H122ZM242 249H244V250H242ZM174 250V251H173ZM181 250H185L184 252L183 251H181ZM230 250V251H229ZM236 250V251H235ZM260 250V251H259ZM179 251V252H178ZM233 251V252H232ZM225 252V253H224ZM263 252V253H262ZM223 253L225 254V255H223ZM259 253V254H258ZM117 254H119L118 256H117ZM131 254H132V256H131ZM237 254H238V256H237ZM150 255V256H149ZM221 255H223V256H221ZM127 256H128V258H127ZM147 256H149L148 258H150L149 260H146V259H148L147 258ZM151 257L154 259V261L152 260V262L150 261L151 260ZM244 257V258H243ZM144 258V259H143ZM155 258H156V260H155ZM239 258V259H238ZM246 258V259H245ZM143 259V260H142ZM159 259V260H158ZM166 259H168V261H164V260H166ZM213 259V260H212ZM235 259H236V261L237 262H235ZM238 259V260H237ZM242 261H241V260ZM120 261V262H117V261ZM130 260V261H129ZM240 260V261H239ZM147 261H149V262H147ZM262 261V262H261ZM154 262V263H153ZM169 262V263H168ZM235 262V263H234ZM110 263V262H109ZM108 263V264H109ZM111 264V263H110ZM229 264V263H228Z\"/></svg>","mask_w":264,"mask_h":264},{"label":"water","instance_id":"95a60500","mask_svg":"<svg viewBox=\"0 0 264 264\" xmlns=\"http://www.w3.org/2000/svg\"><path fill=\"white\" fill-rule=\"evenodd\" d=\"M10 1V0H9ZM105 1H107V0H105ZM7 66H8V63H7ZM87 102V101H86ZM86 102H85V104L83 105V106H86ZM84 109V108H83ZM52 174H53V176H52ZM36 175V174H35ZM53 177H54V169H53V171H51V170H48V171H46V172H44L43 174H41L40 175V180H41V183L42 184H44L45 182H48L49 180H50V178H51V180L53 179ZM35 178V177H34ZM34 178L30 181V184L32 183V182H34ZM20 211H23V209H20L19 211H18V213H16L17 215L19 214V212ZM16 215V216H17ZM22 219V218H21ZM21 226H18L17 228H20Z\"/></svg>","mask_w":264,"mask_h":264}]
</instances>
